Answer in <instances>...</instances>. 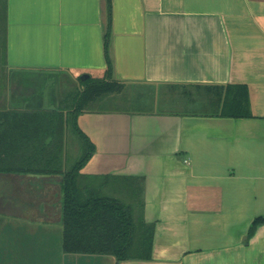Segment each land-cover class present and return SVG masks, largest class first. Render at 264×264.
Segmentation results:
<instances>
[{"label":"crops","instance_id":"1","mask_svg":"<svg viewBox=\"0 0 264 264\" xmlns=\"http://www.w3.org/2000/svg\"><path fill=\"white\" fill-rule=\"evenodd\" d=\"M0 50L3 112L59 110L109 57L121 88L79 116L81 173L141 179L155 225L151 259L66 255L60 176L0 174L24 205L0 215V264H264V0H0ZM229 84L253 117L198 114Z\"/></svg>","mask_w":264,"mask_h":264},{"label":"trees","instance_id":"2","mask_svg":"<svg viewBox=\"0 0 264 264\" xmlns=\"http://www.w3.org/2000/svg\"><path fill=\"white\" fill-rule=\"evenodd\" d=\"M112 79V63L108 57L105 76L81 80L83 89L73 95L67 93L59 110L0 111V174L60 176L66 255L114 256L119 262L151 259L155 225L146 222L143 216L142 180L121 178L119 186L125 187L119 189L126 190L116 194L107 191L113 177L81 173L95 146L80 129L78 119L85 111L93 110L94 102L121 88ZM206 89L198 114L237 119L253 117L248 86L229 84ZM70 130L82 141L85 152L82 149L79 158L67 167ZM263 224L264 218H256L248 238Z\"/></svg>","mask_w":264,"mask_h":264},{"label":"rangeland","instance_id":"3","mask_svg":"<svg viewBox=\"0 0 264 264\" xmlns=\"http://www.w3.org/2000/svg\"><path fill=\"white\" fill-rule=\"evenodd\" d=\"M67 138H68V147L70 149V153L72 157L77 160L82 152L81 150L82 149L83 151L85 150L84 144L76 134H73L71 130L68 132ZM12 191L13 190L10 187V185L0 186V215H5V214L16 215L17 213L19 214L20 212L24 213V209H23L24 205L20 199L23 198L22 195H20L19 198L15 193V191L13 193ZM36 198L37 195H35V199Z\"/></svg>","mask_w":264,"mask_h":264}]
</instances>
